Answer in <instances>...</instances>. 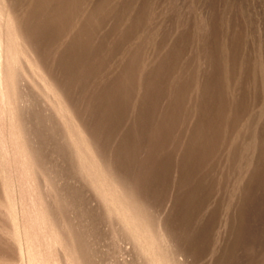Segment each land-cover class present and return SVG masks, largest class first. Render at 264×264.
<instances>
[{
  "label": "rangeland",
  "instance_id": "obj_1",
  "mask_svg": "<svg viewBox=\"0 0 264 264\" xmlns=\"http://www.w3.org/2000/svg\"><path fill=\"white\" fill-rule=\"evenodd\" d=\"M5 1L31 60L105 169L166 235L177 264H264V0H80L75 15L71 2ZM19 92L40 191L76 257L147 264L81 169L68 126L28 61ZM6 122L0 113V139ZM2 158L0 264H27L8 202L21 235L26 227L37 243L40 232L26 222L32 190L13 156Z\"/></svg>",
  "mask_w": 264,
  "mask_h": 264
},
{
  "label": "bare ground",
  "instance_id": "obj_2",
  "mask_svg": "<svg viewBox=\"0 0 264 264\" xmlns=\"http://www.w3.org/2000/svg\"><path fill=\"white\" fill-rule=\"evenodd\" d=\"M3 1L5 3V7L2 6L0 1V113H2V115H6L7 117L5 126L7 127L8 134L0 139V151H6V153L0 154V158L3 159L2 157H4V155H12L14 162L17 165L18 176L20 180L23 181V187L27 186L29 190H32L30 199L33 210L32 214L27 217L26 222L33 224L32 226L40 232L39 235L41 238V241L38 240L36 243V232L32 233L26 227V230L22 233L23 235H21L20 225L14 211V204L9 201L8 207L14 223L13 235L14 238L18 240L20 245L21 258H24L27 264H83L82 260L76 257V251L67 240L62 229L58 227L50 212V208L45 202L44 196L40 191L39 185L42 167L38 162L36 148L33 146V141L29 136L27 124L22 115L23 98L19 92L20 73L24 62L28 61L32 71L35 73L39 81L42 82L43 87L53 97L56 103V111L60 115V118L62 121L66 122L68 126V141H70V143L72 142L71 145L75 151L74 153L77 155L81 169L88 175V179L92 183L95 191L104 201L107 213L120 223L122 229L126 232L127 237L133 241L135 249L141 257L145 258L147 264H177V262H179L177 261V257L175 255L171 256L169 251H167L168 249L166 245L168 246V244L166 235L164 233L155 232L152 225L148 222V217L143 215L142 207L139 206L131 196L127 195L120 180L105 169L102 159L96 155L97 151H95L96 149L94 145L89 140L86 131L73 116V111L64 100L60 90L52 81L46 78L44 69L40 67L38 63L31 60L30 57L32 53H30L28 47L27 49L23 47L25 46L26 41L23 35L18 31L14 19L15 15L6 5V1ZM39 1L46 6V4H48L51 0ZM59 1L67 4L71 2L72 14L75 15V13L81 12L79 6L81 4L79 3L80 0ZM15 4L17 6V3ZM71 25L72 22H68V24L64 27V32L68 31L71 28ZM28 27L30 28V26ZM88 28V30H90V27ZM202 161H204V159ZM2 172L4 175L6 174L5 169H3ZM6 190L9 192V187H7ZM60 249L65 252V259H61L59 257L58 250Z\"/></svg>",
  "mask_w": 264,
  "mask_h": 264
}]
</instances>
